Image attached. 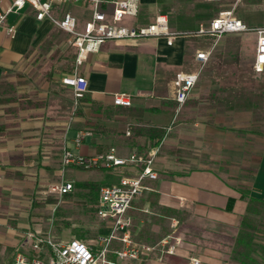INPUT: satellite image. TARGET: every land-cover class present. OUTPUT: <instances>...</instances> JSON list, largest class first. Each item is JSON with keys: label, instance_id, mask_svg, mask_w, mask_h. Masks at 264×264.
Here are the masks:
<instances>
[{"label": "crops", "instance_id": "1", "mask_svg": "<svg viewBox=\"0 0 264 264\" xmlns=\"http://www.w3.org/2000/svg\"><path fill=\"white\" fill-rule=\"evenodd\" d=\"M11 3L0 0V13ZM62 9L76 15L81 24L90 18L81 5ZM223 12H232L250 28L264 25V0H140L136 23L129 26H146L156 16L166 15L170 30L179 34L173 45L165 38L106 42L69 72L77 70L88 80V92L80 99L61 82L68 74L58 73L54 66L26 65L29 55L46 40L50 21L38 20L31 8L7 17L0 28V99L6 96L0 106V259L7 254L5 264L14 261L25 233L53 224L51 217L40 218L43 211L56 208L43 206L52 184L73 183L66 196L80 191V198L88 200L96 197L83 184L114 186L122 177L137 176L142 164L111 170L63 165L65 150L96 156L111 148L119 157L136 153L144 159L157 150L153 169L158 178L145 181L146 189L127 213L133 223L139 215L149 219L141 220V227L136 223L138 230L131 232L130 226L128 232L135 241L155 242L165 235L153 239L150 234L163 229L162 224L165 234L176 221L183 244L175 256H154L145 264H192V259L199 264H226L227 247L216 237L238 230L248 210L242 192L264 200L262 124L254 121L247 100L236 102L239 111L222 107L226 103L221 91L234 87L226 79L217 80V67L210 64L215 52L193 90L199 98L180 106L173 84L178 73L197 64L195 53L201 48L193 51L191 41L201 37L193 33ZM12 24L16 25L13 38L7 34ZM251 39L254 42V36ZM72 47L76 60L77 49ZM252 55L254 63V45ZM117 94L130 96L132 106H116ZM202 105L210 107L202 112ZM249 169L254 170L251 180L243 181ZM99 198L100 193L97 205ZM185 218L202 221V234L184 229Z\"/></svg>", "mask_w": 264, "mask_h": 264}, {"label": "built area", "instance_id": "2", "mask_svg": "<svg viewBox=\"0 0 264 264\" xmlns=\"http://www.w3.org/2000/svg\"><path fill=\"white\" fill-rule=\"evenodd\" d=\"M67 4L81 5L90 12V18L83 24L70 11H63ZM31 8L38 20H52L62 31L72 36V44L77 49L76 64L80 65L90 53L99 52L108 41L133 40L141 41L152 38H165L172 46L179 35L170 30L166 15L156 16L153 23L146 26H129L123 24L127 16L137 17L140 12V0H12L10 7L0 13V28L7 22L10 14H21ZM58 14V17L55 15ZM252 33L255 58L253 71L256 75L264 73V25L250 28L236 18L232 12L220 13L209 24L201 25L193 33L196 37L211 40L208 49L197 50L195 53L196 66L177 74L174 80V99L180 105L186 104L191 98L202 69L209 62L210 57L220 41L230 34ZM7 34L12 38L16 35V25L7 27ZM62 84L71 89L75 98L80 99L88 92V80L77 70L73 74L65 75ZM114 104L120 107H131V97L117 94ZM127 135H130L127 132ZM83 135L77 138L79 145ZM157 150H153L146 159L132 154L127 158L117 155L116 149L96 156L76 155L70 150L63 154L65 167H77L84 170L107 169L142 164L143 168L134 177H122L117 185L105 186L100 189L97 205V217L110 223L109 232L99 235L94 242L72 239L66 242H56L50 236H41L35 232L23 235L19 249L11 264H124L125 261H144L154 256L163 259L165 256H175L183 244L178 235L177 222L171 224V231L155 244H145L134 241L128 230L132 219L127 213L134 200L146 189V180H156L157 172L153 169L154 157ZM74 189L73 183H56L49 187L51 195L64 197ZM120 248H115V243ZM192 264H199L197 259Z\"/></svg>", "mask_w": 264, "mask_h": 264}, {"label": "rangeland", "instance_id": "3", "mask_svg": "<svg viewBox=\"0 0 264 264\" xmlns=\"http://www.w3.org/2000/svg\"><path fill=\"white\" fill-rule=\"evenodd\" d=\"M63 11L68 10L64 9ZM57 15L58 14H56L55 17L59 16ZM82 19L84 18L82 17ZM49 21L50 27L46 31V40L42 42L41 46L36 51L29 55L26 65L30 67L54 66L58 73L69 74L74 65H76L75 51L72 47V36L60 30L52 20ZM134 23H136L135 18L130 16L124 18L123 24L132 25ZM252 36V33H243L239 35L230 34L225 36L213 51V53H215H212L213 58L210 64L217 67V80L219 77L223 78V80L226 79L229 82L228 84H232L234 87L233 89L230 88L221 91V100L226 103L222 107L239 111L241 106L236 102L240 101V99L247 100L249 103L247 107L249 111L253 113L254 121L256 122L258 120L262 124L260 130L264 131V77L258 78L252 70ZM191 42L193 51L196 48L208 49L212 43L211 40H204L201 38L192 39ZM2 96L4 97L0 99L1 107L4 105V98H6L5 95ZM192 97L199 98L200 94L193 91L191 98ZM207 99L209 100V97ZM209 107V105H202L200 109L204 112L207 111ZM251 128L257 129L255 126H250V129ZM253 171L254 170L251 169L246 170L248 175L247 178H245L243 174V181H250ZM79 193L80 191L65 197L51 194L46 195L48 198L43 206L54 205L56 208L53 210V208L50 207L47 211H43V215L40 218L44 219L51 217L53 219V224L50 226H40L39 230L35 233L41 236H50L56 242L79 239L87 241L88 243L94 242L99 235L108 233L110 223L104 222L97 217V200L94 198L82 200ZM135 219L134 223L132 221L131 232L133 229L138 230L135 228L136 223H138L137 226L141 227L139 222L141 220L148 221L149 217L144 218L139 215ZM185 219L187 221L184 225V229L195 234H202L200 231V228L204 227L202 221L190 218ZM162 226L163 229L161 228L159 232L150 234L149 237L154 239L156 236H166L169 230L163 234L166 226L163 224ZM241 231L240 222L238 230L234 231L232 234L225 238L224 236L216 237V242L227 247L226 264H264V212L261 216L251 217V228H245V235L242 237L243 240H241L243 243H239L238 241ZM80 235H82V237H80ZM162 238L163 237L150 243L137 240L136 242L155 244ZM133 240L135 241V239ZM114 247L120 248L121 246L116 243ZM6 255L7 254H3V257L0 259V264H5L3 258ZM13 258L9 259L7 263H11ZM146 261L147 260L131 261V264H145ZM128 262L129 261H125L124 264H129Z\"/></svg>", "mask_w": 264, "mask_h": 264}, {"label": "trees", "instance_id": "4", "mask_svg": "<svg viewBox=\"0 0 264 264\" xmlns=\"http://www.w3.org/2000/svg\"><path fill=\"white\" fill-rule=\"evenodd\" d=\"M220 79H223L219 77ZM223 85V84H222ZM162 138H159V140L156 142L155 145H159ZM136 154V153H134ZM86 188H89L92 192L93 197H96L98 193H100V189L102 188L99 184L96 183H90V184H83ZM249 192H242V198L248 200V210L247 214L242 218L241 220V229L242 231L239 233L238 241L239 243H243L241 240L242 237L245 235V228H251V217L253 216H261L264 212V200L256 199L249 197ZM233 200L230 202L229 209L232 208ZM248 235V233H247ZM82 237V235H80ZM241 254V253H240Z\"/></svg>", "mask_w": 264, "mask_h": 264}]
</instances>
